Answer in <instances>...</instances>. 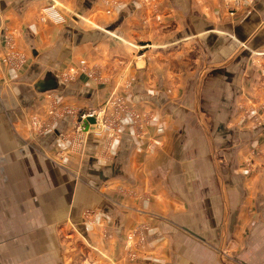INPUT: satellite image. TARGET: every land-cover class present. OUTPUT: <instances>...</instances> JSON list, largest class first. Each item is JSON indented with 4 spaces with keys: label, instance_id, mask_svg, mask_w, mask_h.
<instances>
[{
    "label": "crops",
    "instance_id": "0c3cea01",
    "mask_svg": "<svg viewBox=\"0 0 264 264\" xmlns=\"http://www.w3.org/2000/svg\"><path fill=\"white\" fill-rule=\"evenodd\" d=\"M112 1L0 0V57L3 31L17 30L28 61L21 76L0 63V264H125L141 223L136 264H221L227 241L239 264H264V175L238 172L263 135L234 121L254 68L243 49L264 51V0ZM94 66L132 68L130 100L154 122L75 146L68 115L30 135L24 116L44 94L98 106L97 86L61 78Z\"/></svg>",
    "mask_w": 264,
    "mask_h": 264
},
{
    "label": "rangeland",
    "instance_id": "374dc122",
    "mask_svg": "<svg viewBox=\"0 0 264 264\" xmlns=\"http://www.w3.org/2000/svg\"><path fill=\"white\" fill-rule=\"evenodd\" d=\"M58 1H61L62 3H60L61 9L67 11V9L64 8L67 7L64 3V0ZM231 1L232 4L228 5L229 7L238 8L240 6L241 0ZM114 6L115 0L110 3L108 10ZM46 19L47 18L43 17L42 21H45ZM6 34L7 35H4L3 37L2 43L4 53L0 57V63L4 67V71L6 69L7 71H12L21 76L26 72V65L28 62L26 58L27 56L24 54V52L18 50L17 40L21 37V34L17 30L8 29H6ZM247 48L243 50H251L252 52V54H249L252 55V58L249 57L247 63H249V68H254L250 69L252 74L248 77V83L245 82V85L248 86V92H245V86L241 92L242 98L238 101L239 114L234 121L237 126L242 127L243 125V127H253L254 129L257 128L262 131L263 137L260 140H258L253 145H249L248 148L242 149L243 152L246 151V155L243 159V163H241L239 166L238 172H241L246 176L248 175V178L251 179L256 175H264V51L255 52L251 48ZM5 51L8 52L6 53ZM17 52L21 55H24L22 56L24 59L26 58L24 62L23 58ZM194 58H196V56ZM255 70H258V75L260 78H257H259L258 82L260 83L253 89L254 84L253 82L250 84V77H255ZM62 71L61 78L64 82H74L76 81L75 79L83 77L85 78V82L93 83L94 86L99 88L102 98L98 106L94 108L87 107L79 100L71 101L62 99L60 96L55 95L54 93L42 95L37 102L38 104H35L30 109L29 113L27 115L25 114L24 116V118L27 120L30 135L33 137L44 138L54 133L56 121L64 119L68 115L71 117V121L75 126V130L72 133V139L74 142L73 144H75V146L78 145V142H83L81 137L90 133L107 135L111 141H117L121 137L123 124L124 122H127L128 119L131 120L132 125H134L138 132H143L144 128L152 124L154 119H156L153 115L145 113L144 115L143 112H140L143 109H141L139 106H134L130 100L131 96L129 93L132 92L134 85L133 76L131 75L134 71L132 68L119 69L100 68L94 66V68H65ZM252 89L256 92H254ZM91 113L97 115L96 121L98 120V127L93 132H85L83 130L84 128H82L80 125H82V122L84 121L83 116H89ZM92 126L96 127L97 124ZM59 138L61 140L66 139L65 136H62V134ZM74 138H76L75 141ZM155 145L158 146L159 144L156 143ZM222 170H226L224 164L222 165ZM86 215L89 224L91 223L90 225H93L96 216L92 213H87ZM150 227V224L141 223L132 225L127 230L124 241L122 242L120 250L118 251L124 258L125 264H136L141 258H143L142 254L148 248L146 234L149 232ZM106 232L107 230L104 229V235H106ZM69 239H71V237ZM227 243L228 241L222 247L220 252L221 264H239L236 262V260H234V251L228 246ZM89 247L90 246H88V248ZM94 250L97 252L95 246L92 248V251ZM108 263L116 264L115 261Z\"/></svg>",
    "mask_w": 264,
    "mask_h": 264
},
{
    "label": "water",
    "instance_id": "95a60500",
    "mask_svg": "<svg viewBox=\"0 0 264 264\" xmlns=\"http://www.w3.org/2000/svg\"><path fill=\"white\" fill-rule=\"evenodd\" d=\"M97 121L94 117H88L86 120L82 122V127L85 129L84 131H94V128L91 127L92 125H96Z\"/></svg>",
    "mask_w": 264,
    "mask_h": 264
},
{
    "label": "built area",
    "instance_id": "2783aa9c",
    "mask_svg": "<svg viewBox=\"0 0 264 264\" xmlns=\"http://www.w3.org/2000/svg\"><path fill=\"white\" fill-rule=\"evenodd\" d=\"M6 36L7 34H6V31H3V36ZM16 49V48H15ZM11 50V49H10ZM13 50H14V48H13ZM6 53L8 52V51H5ZM18 53V52H17ZM19 54V53H18ZM21 57L22 56H24L23 54L21 55V54H19ZM23 58V57H22ZM26 59V58H25ZM24 58H23V62H24V60H25ZM88 117H94V118H96L97 119V115H95V114H93V113H91L89 116H83V120H85L86 118H88ZM81 127H82V125H80ZM97 126H98V120H97ZM83 128V127H82ZM83 130H85V129H83Z\"/></svg>",
    "mask_w": 264,
    "mask_h": 264
}]
</instances>
